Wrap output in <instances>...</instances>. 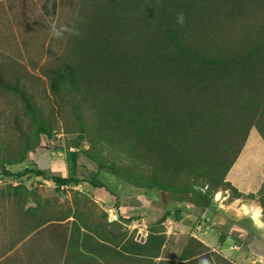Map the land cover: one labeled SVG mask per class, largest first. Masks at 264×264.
<instances>
[{"label":"trees","instance_id":"16d2710c","mask_svg":"<svg viewBox=\"0 0 264 264\" xmlns=\"http://www.w3.org/2000/svg\"><path fill=\"white\" fill-rule=\"evenodd\" d=\"M67 2L75 13L61 31L66 49L47 73L52 92L75 119V146L86 139L85 153L100 168L198 206L209 205L220 188L232 198L258 199L264 219V181L257 191L244 192L227 179L253 127L264 140V0ZM43 7L54 21L58 0ZM0 89L22 100L34 125V140L22 128L18 148L0 155L5 168L40 146L52 126L20 77H7L0 68ZM51 179L57 191L82 181L77 175ZM15 187L21 237L39 229L47 234L56 225L57 244L68 257L81 235L84 249L87 236L106 252L119 247L125 258L154 263L161 254L167 235L160 221L145 234L109 222L81 192L73 193L72 205L37 194L27 205V191ZM187 207L167 215L177 218ZM179 262L234 264L195 236H188Z\"/></svg>","mask_w":264,"mask_h":264},{"label":"rangeland","instance_id":"374dc122","mask_svg":"<svg viewBox=\"0 0 264 264\" xmlns=\"http://www.w3.org/2000/svg\"><path fill=\"white\" fill-rule=\"evenodd\" d=\"M47 1L0 0V68L5 70L7 77H20V81L32 94L52 126L51 136L41 135L42 144L28 151L23 161L6 164L5 168L0 167V264H49L47 262L49 240L44 229L33 231L31 234L27 232L25 237H21L22 222L16 213V193L19 196L20 194L15 186H20L21 190L25 188L27 191V205L34 204L32 199L34 194L42 198L56 196L61 204L67 201L72 205L74 192H81L90 199V202H94L91 197H100L99 191L111 198L115 195L116 198V195L120 194L118 189L121 183L130 184L139 189L146 188L100 168L85 153L90 145L88 140L84 139L78 147L75 146L74 141L78 134L75 130V119L69 109L60 105L58 98L52 92L50 76L47 73L49 66L58 62L60 55L66 49L65 31L57 37L53 33V27L63 32L75 12L67 0H58L56 17L54 21H51L43 7ZM22 128L27 132L29 139L34 140V125L31 117L24 110L22 100L14 92L0 89L1 156H4L7 151L14 152L18 148ZM109 151L107 148L105 152ZM239 156L240 158L238 157L237 162L233 164L235 173L230 175L235 178L229 179L227 176V179L233 181L234 185L243 191H249L251 184L255 186L257 182L262 185L264 140L256 127L251 129ZM35 169L42 170L43 173L33 171ZM20 172L24 173L20 174ZM53 175H77L82 178V181L62 186L61 191H57L56 183L51 179ZM84 179L100 181L105 186H94L90 184L92 182ZM196 185L198 188L202 186L200 182ZM206 187H203L205 191L208 190ZM251 190L258 189L253 187ZM221 191L231 192L220 188L213 192L214 200L216 197H221ZM118 198L115 199V204L107 209L108 211L103 208H95V210L105 211L112 220L117 216ZM243 202L260 204L258 199L250 198H245ZM94 204L97 206V203L94 202ZM259 214L260 210H256L255 216L258 217ZM127 221L130 223L125 227L128 230L133 229V226L144 227L142 220ZM221 229V226L211 225L210 232L214 237L220 235L222 238L223 232H226L225 229L220 232ZM227 229L230 231L229 227ZM179 245H181L180 240ZM261 246L264 247L263 243ZM261 246L252 254L249 253V257L247 256L250 264H253L254 258L256 260L254 264H264V251ZM58 251H61V247L57 248ZM179 252L177 246H174L171 251V247L167 245L163 254L173 259ZM260 253L263 256H260Z\"/></svg>","mask_w":264,"mask_h":264},{"label":"crops","instance_id":"0c3cea01","mask_svg":"<svg viewBox=\"0 0 264 264\" xmlns=\"http://www.w3.org/2000/svg\"><path fill=\"white\" fill-rule=\"evenodd\" d=\"M234 173L233 165L227 174L228 178L234 179L235 177L230 176ZM257 183L255 186L251 184L249 191L244 192L256 191L251 190L253 187L259 189L261 184L259 182ZM119 185L118 190L120 194H117L118 196L116 195V198L119 197L116 207L117 216L111 220L109 215H107L109 222L119 221L126 227L130 224L127 223L129 219L133 221L134 219L142 220L144 227H138V229L144 233H148V228L155 221L162 222L166 228V241L162 247L160 256L154 260V263L136 260L131 256L126 258L121 257L119 247L115 248L112 246L110 248L111 251L106 252L107 248L97 245L94 239L87 238V236H85V241L88 242V247L84 249L82 247V235L74 239L78 247L74 246V251L68 257L67 250L57 252V248H60L56 241V231L59 229V226L55 225L48 226L47 229L49 240L47 246V262L49 264H201L198 262H179L182 246L185 244L188 236L197 237L210 247L211 250L230 259L234 264H250L247 261L249 253L252 254V252H255V249L260 248L262 243L264 245L263 210L262 206L257 202H243L245 198H230L229 192L225 191V194L221 191L222 198L216 197L209 205L202 207L194 204V201H183L182 199L174 197L173 192L170 193L168 191L149 188L139 189L136 186L125 183ZM98 193L100 197H91L97 203V206L92 205L93 210L96 213L98 211L95 208H103L108 211L107 209L115 204V195L111 198L104 192L99 191ZM88 204L91 203L89 202ZM184 204L188 206V209L181 211L177 218L173 215H167L168 211L174 213L178 207ZM256 210H260L258 217L255 216ZM138 215L141 216L137 217ZM211 225L221 226L222 229L220 232L225 229L224 231L226 233L223 232L222 238H220V235L214 237L210 232ZM227 227L230 228V231ZM132 228H137V226H133ZM179 240L181 245L178 246ZM167 245L171 247V251H173L174 246H177L178 251H180L177 257L172 259L164 256V249ZM90 246L93 247L91 248ZM261 248L264 251V247L261 246ZM260 256H263V254L260 253ZM253 261L254 264L256 262L255 258ZM215 264H219V262H215Z\"/></svg>","mask_w":264,"mask_h":264},{"label":"clouds","instance_id":"9594fccd","mask_svg":"<svg viewBox=\"0 0 264 264\" xmlns=\"http://www.w3.org/2000/svg\"><path fill=\"white\" fill-rule=\"evenodd\" d=\"M177 18H178V20L180 21V22H182L183 21V13H178L177 14ZM53 33H54V35L55 36H57V37H59L61 34H62V32H61V30H59V29H56L55 27H53Z\"/></svg>","mask_w":264,"mask_h":264},{"label":"built area","instance_id":"2783aa9c","mask_svg":"<svg viewBox=\"0 0 264 264\" xmlns=\"http://www.w3.org/2000/svg\"><path fill=\"white\" fill-rule=\"evenodd\" d=\"M142 231V230H141ZM143 232V231H142ZM145 234H147V232L145 233Z\"/></svg>","mask_w":264,"mask_h":264},{"label":"water","instance_id":"95a60500","mask_svg":"<svg viewBox=\"0 0 264 264\" xmlns=\"http://www.w3.org/2000/svg\"><path fill=\"white\" fill-rule=\"evenodd\" d=\"M170 193H172V191H170Z\"/></svg>","mask_w":264,"mask_h":264}]
</instances>
